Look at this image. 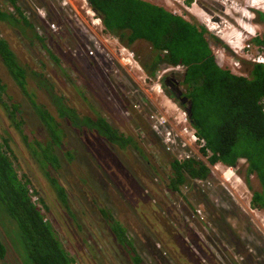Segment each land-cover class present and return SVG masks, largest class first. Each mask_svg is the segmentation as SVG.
Returning <instances> with one entry per match:
<instances>
[{
	"label": "rangeland",
	"instance_id": "1",
	"mask_svg": "<svg viewBox=\"0 0 264 264\" xmlns=\"http://www.w3.org/2000/svg\"><path fill=\"white\" fill-rule=\"evenodd\" d=\"M144 1L208 28V33L222 44L211 41L217 63L236 75H240L241 71L246 75L242 57L246 55L243 53L247 48L245 47L243 52H239V49L242 45L246 46V40L251 35L244 31L242 26L249 23L256 31H263L264 26H255L252 19H247L243 13L252 4L251 1L254 3L258 1L229 0L240 8L234 10L229 7L230 15L222 13L221 9L202 4L201 0H191L190 4L187 3L188 0ZM258 4L264 5V2L260 0ZM18 5L31 22L32 28L26 29L21 24L15 27L0 23V37L8 41L20 64L27 69L26 85L29 96L37 105L45 108L64 131L62 147L56 150L60 166L54 171L62 182L69 185L70 193L73 192L78 214L85 215L92 224H97L98 213L91 205L85 204H89L87 198H98L99 203L95 208L102 207L106 214L114 216L125 226L130 231V236H135L137 247L143 246L141 253L144 258H149L152 264H214V254L220 256L216 263L229 264L235 250L246 248L249 254H261L259 259L264 264V210L251 207L252 193L260 190V187L255 178L246 177V163L239 162L235 175H231L228 182L222 176V172L227 168L219 164L216 169H212L211 178L207 182L194 186L192 190L184 189L181 196L172 197L164 191L161 180L165 178L167 170L165 166L167 154L160 149L159 140L156 142V139L140 137L138 128L135 127L137 137L140 139L137 145L145 156L144 160L138 150L128 148L121 151L93 132H78L71 128L69 122L58 118L48 93L39 88L36 79L44 78L46 82L52 84L54 91L64 98L66 93L71 99L67 104L75 106L78 112H84L86 104L97 105L90 94H95L98 98L102 95V99L108 102L107 104H112L118 112L114 120L123 129L124 122L129 121L124 113L125 109L109 91L110 88L125 87L128 91L133 89L131 83L135 82L138 88L135 101L148 113L163 110L169 102L166 101V97L159 96L149 86L143 84L140 80V71L117 63L113 53L118 45L111 40L115 37L103 32L101 23L96 21L97 18L93 16L86 0H23ZM0 6L14 12L8 8L4 0H0ZM216 15H220L222 19V25L219 27L218 23L212 22ZM15 17L20 18L17 14ZM51 25H55V29L51 28ZM44 28L49 36L45 35ZM216 29L218 30L215 31ZM38 37L43 39L45 48L59 60L61 69L50 59ZM227 40L234 42L227 45L225 43ZM248 46L250 52L255 54V48ZM129 50L134 52L143 73L148 75L143 64H151L153 53L147 43L135 42ZM234 50L239 54H235ZM235 58L240 59L241 65ZM156 66L157 74L165 68L162 64ZM31 74H34L36 79ZM66 80L68 82L64 84ZM0 82L6 86L4 102L7 105H16L20 111L18 120L22 121L23 132L33 139L32 141L44 144L47 139L44 126L32 104L10 79L1 62ZM3 120H6V111L0 103V134L4 136L6 125ZM17 136L15 138L9 135L7 143L11 145L13 152L19 154L18 149L24 148L19 135ZM135 183L142 187L147 198L144 201L153 202L154 208L145 205L139 194H134ZM152 193H155L153 194L155 196H152ZM137 206L139 209H135ZM151 209L160 217H154ZM196 210H200V214H197ZM142 215L146 219L144 221L152 227L150 232L140 229L143 226ZM64 218L66 216H61L58 221L63 222ZM2 219L0 217V238L7 248L6 258L2 263L29 264L25 248L20 244L16 246L13 241L10 231L14 227ZM97 220L99 222V218ZM163 221L173 227L174 234L164 229L166 225ZM237 230L239 232L235 238L234 232ZM140 239L147 240L152 253ZM235 239H240V242L236 243ZM230 244H233L235 249H232Z\"/></svg>",
	"mask_w": 264,
	"mask_h": 264
},
{
	"label": "trees",
	"instance_id": "2",
	"mask_svg": "<svg viewBox=\"0 0 264 264\" xmlns=\"http://www.w3.org/2000/svg\"><path fill=\"white\" fill-rule=\"evenodd\" d=\"M5 2L14 12L0 6V23L15 27L21 24L26 29L32 28L31 22L16 4V0ZM190 2L191 0L187 1L188 4ZM89 5L101 20L105 34L115 36L126 47H130L137 40L147 43L153 57L151 64L145 63L143 67L149 76L155 75L157 64L185 66L183 85L192 103L189 121L204 143L202 155L208 156L209 166L221 164L234 169L244 160L246 176H254L260 187V190L252 193L251 207L264 210V65L243 61L246 75L232 73L217 63L212 53L211 41L222 44L208 33L205 26L185 20L147 1L89 0ZM15 14L20 18L15 17ZM257 19L264 23V14L258 13ZM38 39L53 63L58 65L59 60L45 48L43 39ZM252 46L257 47L259 52H264V33L260 38L251 40ZM0 61L10 79L32 104L48 138L44 144L37 141L27 142L28 138L22 135L19 126L20 111L16 105H7L4 102L6 86L0 82V103L8 113L10 122L22 133V144L38 163L42 166L51 163L54 169H58L60 164L55 153L62 147L64 131L55 118L45 108L37 105L27 93V69L20 64L16 54L2 37ZM33 75L31 74L32 77L35 76ZM34 78L36 79V76ZM36 81L39 88L48 93L58 118L69 122L71 128L78 132L88 129L120 150L138 149L146 160L134 137L120 133L105 121L100 113L95 114V121L80 114L66 103L64 96L54 91L52 84L44 78ZM14 106L16 109H13ZM8 139L9 135L4 137L0 134V217L3 222L14 227L10 231L13 241L16 246L20 244L25 248L29 264H74L52 226L44 221L46 215L42 208L32 202L28 187L18 178L13 154L7 146ZM160 149L162 150L161 147ZM165 162L167 170L165 178L161 180L164 191L172 197L181 196L184 187L192 190L195 182L208 181L211 178L210 168L201 160L190 159L179 163L167 154ZM53 183L61 204L66 209L65 191L55 179ZM135 185L133 192L138 194L137 190L143 189L137 183ZM248 186L251 189L249 183ZM103 215L107 214L103 212ZM141 223V230H152L144 219ZM111 230L118 242H126L125 226L116 222L111 225ZM6 254L7 248L0 238L1 264H5L2 262Z\"/></svg>",
	"mask_w": 264,
	"mask_h": 264
},
{
	"label": "flooded vegetation",
	"instance_id": "3",
	"mask_svg": "<svg viewBox=\"0 0 264 264\" xmlns=\"http://www.w3.org/2000/svg\"><path fill=\"white\" fill-rule=\"evenodd\" d=\"M20 1L23 2V0H16V4L18 5ZM225 1L227 2V0H201V3L209 5L212 8L222 10L224 7L223 3H225ZM87 3L90 8L89 0L87 1ZM202 7L204 6L202 5ZM93 16L98 18L95 15V13ZM100 23L102 25L101 20H100ZM62 28H63V25H61V30ZM43 31L46 36H49L48 31L45 30V28L43 29ZM116 40L118 39L116 38ZM6 42L8 43V41ZM135 42H142V41L137 40ZM239 63L241 65V61H239ZM58 68L61 69L60 62L58 64ZM71 68L73 69L72 66ZM184 72L185 71L180 72L179 70L175 69L173 70V72L165 73L162 76L161 83L165 88V93L168 94L170 98L174 99L178 104H179V101L176 99V97L178 99L186 98L187 99L186 104L183 105V107L186 108V105L188 101L190 100L188 99L186 90H183ZM239 72H240V69H239ZM240 74L244 75L243 71H241ZM67 82L68 81L66 80L64 84H66ZM131 87L133 89L128 90V91L126 90L125 87L119 88V89L117 88L109 89V91H111L114 94V97L118 99L121 107L125 109L124 113L126 114V117L128 118L129 122L127 123L124 122V126H123L125 127L124 129L121 127V125H119L114 120V116L116 117L118 112L116 111V109L114 108L112 104L110 103L107 104L108 102L102 99V95L101 97L98 98L95 96V94H92V95L90 94L92 100H94V103H96L97 105H87L86 104L85 109L83 108L84 112H79V113L82 115L88 116L93 121H95V118H96L95 114L100 113V115L105 119V121L109 122V124L113 128L117 129L120 133L124 134L125 136L134 137L135 142L140 141V139L137 137L135 127L138 128L140 137L146 136L152 139H156V142H157L159 138L150 128V123L147 118L149 114L147 113V111L142 110V105L140 103L135 101V97H136L135 95L137 94V91H138V88L136 87L135 82L131 83ZM122 95L125 100L121 98ZM65 96H66L65 98L66 103H68V100L70 101L71 99L66 93H65ZM70 107L75 109V106L70 105ZM138 109H141L142 111ZM3 123L6 125V128H4V131H3L4 137H7L8 135H10L11 137L17 138L18 137L17 135H19L21 139V134L23 133L22 135H25L28 138L27 140L28 143L36 142V141H32L33 139H30V137H28L23 132L22 121L20 122V125H19L21 127L22 133L16 129V126L10 122L7 112H6V120H3ZM85 131H89V130L85 129ZM89 132H92V131H89ZM46 137L48 138L47 132H46ZM102 139L105 142H107L106 139L104 138ZM20 142L22 144V141ZM21 144L19 143V145ZM7 146L10 147L11 152H12L11 154H13L14 167L18 174V178L28 187L31 200H32V196L37 198L36 203H34L33 201L32 202L35 205H38L39 207L42 208L43 213H45L46 215L44 221L49 223L52 226L63 248L74 260V264H76L75 262H77L78 264H152L149 258L147 257L144 258V256L141 253V251L143 250V246L139 248L137 247L135 236L132 235L131 237L129 233L130 231L127 230L125 232L126 242L129 243L128 245L126 244V242L120 243L117 241L116 236L111 230V225L116 224V222L119 223V221H117L115 217L112 215H108V214L103 215L104 210L102 207L95 208V206H97V203H99L98 198H95V199L87 198L89 204L88 205L87 203L85 204V206L91 205V207H93V209L96 210V212L98 213V217H96L97 224L96 223L92 224V222L87 220V217H85V215L78 214V206L75 207L76 201L73 198V194H72L73 192L71 191L72 193H70L68 189L69 185L62 182V180L58 177V174L54 171V168L51 166V163H48L45 166L44 165L42 166L41 163H38V161L33 156V154L29 152V150L25 149L23 144L22 146L24 149L23 150L21 148L18 149L19 154L13 152L11 145H9L8 143H7ZM57 150H59V148ZM134 150H138V149H134ZM17 168L19 171L17 170ZM51 174H53V176H51ZM250 178H254V176L250 175L249 179ZM53 179H55L57 181V184L61 186L65 191L66 199H67L66 209L61 204V199H60L59 193L55 189ZM200 182H201L200 184L205 183V181H200ZM184 189H188V188L185 187L183 188V190ZM153 191L157 192L156 190H153ZM137 192L141 199L143 200L146 199L143 190L139 189L137 190ZM153 194L155 193H152V196H155ZM153 198L155 199V197ZM144 202H145V205L148 204L150 208L152 207L154 208L155 204L153 202L151 201H148V202L144 201ZM71 205H74V206H71ZM135 209H139V207L137 206V208ZM151 210H152L151 211L152 215L154 217H160L159 215L156 214V211L154 209H151ZM61 216H66V218L63 219V222L58 221L59 217ZM141 217H143V215ZM98 218H99V222L97 220ZM143 219L146 220L144 217ZM53 223L57 226L58 229L56 228V226H54ZM159 223H160L159 225H161V222ZM164 223L166 225L164 229H167L168 232H171L172 234H174L173 227L168 226L169 225L168 222H164ZM180 224L181 223L179 222L178 225ZM239 230L234 232L235 238H237L236 233L239 232ZM147 240H149V238ZM147 240L145 241L141 240L140 242L144 245H147L148 247L146 248L150 250V253H152ZM238 241L240 242V239H235L236 243ZM230 247H232V249H235L233 248V244H230ZM144 254L146 255V253ZM232 255L233 257L229 260L228 262L229 264H263V262H260V259H259V257H261V254H257V255L249 254L247 248L241 249L239 251L235 250ZM218 257L220 258V256H217V254H214V258H213L214 264H218L216 263V259H218ZM237 257H238V260H237Z\"/></svg>",
	"mask_w": 264,
	"mask_h": 264
},
{
	"label": "built area",
	"instance_id": "4",
	"mask_svg": "<svg viewBox=\"0 0 264 264\" xmlns=\"http://www.w3.org/2000/svg\"><path fill=\"white\" fill-rule=\"evenodd\" d=\"M50 27L55 29V25H51ZM111 40H114L113 42L118 45L115 53H113V57L117 63L123 67H129L136 71H140V80L143 84L149 86L155 93L161 94V79L163 74L168 70L164 69L153 78L149 77L143 73V68L138 64L134 52L123 45H119L120 43L115 38H111ZM108 56H110V54H108ZM166 101L170 103H166V108L163 110H157V112H153L147 117L150 123V128L161 142L163 152L172 156L179 163L190 159H196L201 160L209 166L206 162L208 156L204 157L201 153L204 143L191 125L188 114L180 109V107L172 104L170 100L166 99ZM213 168L216 169L217 166ZM227 173L234 175L232 168H227L226 171H223L222 176L224 177ZM195 183L196 185H201L200 181ZM32 201L36 203L37 198L32 196ZM196 212L197 214H200V210H196Z\"/></svg>",
	"mask_w": 264,
	"mask_h": 264
},
{
	"label": "clouds",
	"instance_id": "5",
	"mask_svg": "<svg viewBox=\"0 0 264 264\" xmlns=\"http://www.w3.org/2000/svg\"><path fill=\"white\" fill-rule=\"evenodd\" d=\"M256 1H258V2H255L254 3V1H251V5L250 6H248V9L246 10V11H244V15H246V17H247V19H252V22L255 24V26H260V25H262V26H264V23L263 22H261V21H258V19H257V14L258 13H262V14H264V5H260V4H258L259 3V1L260 0H256ZM263 2H264V0H262ZM86 2H87V0H86ZM223 9H222V13H224V14H227V15H230L229 13H231L230 11H229V7L230 8H232V9H234V10H239L240 8H238V5H236L235 6V4L234 3H232V2H229V0H227V2L225 1V3H223ZM90 10L93 12V10L90 8ZM170 12V11H169ZM172 14H174V15H176L175 13H172ZM250 14H251V16H250ZM93 15H94V12H93ZM178 16H181V15H178ZM219 17L220 18V22L222 21V19H221V17H220V15H216L215 17ZM249 16V17H248ZM43 18H44V16H42ZM182 17V16H181ZM255 20V21H254ZM97 21L98 22H100V19L99 18H97ZM259 22V23H258ZM224 24V23H223ZM218 25V27L219 26H221L222 25V22L221 23H218L217 24ZM245 26H242V28H243V30L244 31H246L249 35H251L250 37H248L247 38V40H246V46L245 45H242V48H240L239 49V52H243V50H245L246 48V51H245V53H243V54H246L244 57H242V59H243V61H246V62H250V63H254V64H262V65H264V52H259V50L257 49V47H255V46H253L254 48H255V54H254V52H250V50H249V46L248 45H251V40L252 39H254V38H260L261 36H262V34L264 33V30L263 31H256L255 30V28H252L250 25H249V23L248 24H244ZM206 29H208V28H206ZM248 29H250L251 30V32H249L248 31ZM216 30H218V29H216ZM215 30V31H216ZM210 31V30H209ZM219 32V31H218ZM219 33H221V32H219ZM231 37H233V36H231ZM241 37L242 36H240L239 37V39H241ZM118 42H119V40H117ZM234 41H230V40H227L225 43H227V45L228 44H232ZM120 43V42H119ZM121 44V43H120ZM244 44H245V41H244ZM124 46V45H123ZM126 47V46H125ZM239 47V46H238ZM246 47V48H245ZM127 48H129V47H127ZM212 49V48H211ZM234 52H235V54H239L237 51H235L234 50ZM213 53V52H212ZM214 55V54H213ZM215 56V55H214ZM216 58V57H215ZM233 59V58H232ZM217 60V59H216ZM235 60H236V62H238L239 63V61H240V59L239 58H235ZM260 60H262V61H260ZM163 65H165V64H163ZM177 67H179V68H177ZM181 67V68H180ZM164 69H167L168 71L167 72H165V73H169V72H173V70H179L180 72H182V71H185V66H182V65H175V66H172V65H165V68ZM164 69H161V71L162 70H164ZM232 72V71H231ZM164 73V74H165ZM233 73V72H232ZM156 74H157V72H155V75L154 76H156ZM163 74V75H164ZM241 75V74H240ZM154 76H149V77H151V78H153ZM161 82H162V79H161ZM161 87H162V93L161 94H159V96H163V97H166L167 99H168V95H164V94H166L165 93V88H164V86L162 85V83H161ZM168 96V97H167ZM169 99H170V101H171V103L172 104H174V105H176V106H178V107H180V109H182V110H184L185 112H186V109L179 103H177L174 99H172V98H170L169 97ZM168 99V100H169ZM173 101V102H172ZM174 102H176V103H174ZM187 113V112H186ZM188 118H189V116H188ZM192 125V124H191ZM159 142H160V140H159ZM160 145H161V142H160ZM162 148V147H161ZM163 151V150H162ZM164 153V152H163ZM164 154H166V153H164ZM242 162H245L244 160H241ZM207 162V161H206ZM217 165H219V164H215V165H213V166H208L209 168H210V170H211V173L213 172L212 171V169H213V167H215V166H217ZM224 166V165H223ZM224 167H226V168H231V167H228V166H224ZM232 170L234 171V173H235V170L236 169H234V168H232ZM235 175V174H234ZM233 175V176H234ZM231 178V177H230ZM230 178H228V179H225L226 180V182H228V181H230ZM205 182H207V181H205ZM194 186H200V185H196V183H195V185ZM185 188V187H184Z\"/></svg>",
	"mask_w": 264,
	"mask_h": 264
},
{
	"label": "water",
	"instance_id": "6",
	"mask_svg": "<svg viewBox=\"0 0 264 264\" xmlns=\"http://www.w3.org/2000/svg\"><path fill=\"white\" fill-rule=\"evenodd\" d=\"M88 1V0H87ZM212 22H215V23H220V18L217 16L215 17V19L212 20ZM176 99L179 101V103L183 106L186 104V101L187 99L186 98H181V99H178L176 97ZM191 108H192V103L191 101H188L187 105H186V112L188 114L189 117H191Z\"/></svg>",
	"mask_w": 264,
	"mask_h": 264
},
{
	"label": "bare ground",
	"instance_id": "7",
	"mask_svg": "<svg viewBox=\"0 0 264 264\" xmlns=\"http://www.w3.org/2000/svg\"><path fill=\"white\" fill-rule=\"evenodd\" d=\"M217 31V30H216ZM248 31H249V29H248ZM231 175H230V173H227L225 176H224V178H228V177H230Z\"/></svg>",
	"mask_w": 264,
	"mask_h": 264
}]
</instances>
